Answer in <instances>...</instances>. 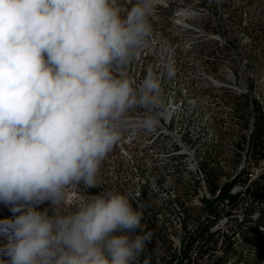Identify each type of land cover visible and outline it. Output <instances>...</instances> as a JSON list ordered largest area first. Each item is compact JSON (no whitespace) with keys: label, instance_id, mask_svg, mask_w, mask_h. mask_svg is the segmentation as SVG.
<instances>
[{"label":"clouds","instance_id":"clouds-1","mask_svg":"<svg viewBox=\"0 0 264 264\" xmlns=\"http://www.w3.org/2000/svg\"><path fill=\"white\" fill-rule=\"evenodd\" d=\"M156 10L157 0H0V204L17 213L0 219V264H138L145 253L150 234L127 194L62 209L70 189L98 186L125 131L151 132L165 115L160 75L128 72Z\"/></svg>","mask_w":264,"mask_h":264},{"label":"bare ground","instance_id":"bare-ground-1","mask_svg":"<svg viewBox=\"0 0 264 264\" xmlns=\"http://www.w3.org/2000/svg\"><path fill=\"white\" fill-rule=\"evenodd\" d=\"M208 1L157 0L152 32L128 72L138 82L149 67L160 75L165 115L151 132L123 133L97 187L71 189L73 207L106 191L129 196L150 234L138 264H171L178 249V264H207L208 234L227 227V241L249 218L253 235L264 234V198L250 209L264 179L246 187L245 209L234 208L252 166L247 147L264 154V40L222 32ZM168 64L176 69L171 79ZM262 239L252 250L235 243L231 252L217 239L209 262L264 264Z\"/></svg>","mask_w":264,"mask_h":264},{"label":"rangeland","instance_id":"rangeland-1","mask_svg":"<svg viewBox=\"0 0 264 264\" xmlns=\"http://www.w3.org/2000/svg\"><path fill=\"white\" fill-rule=\"evenodd\" d=\"M134 2L135 0H116L117 5L123 9L130 8ZM208 3L214 8V15L217 17L212 23L217 25L225 34L230 30L233 34L237 30L239 32L245 31L250 40H264V0H209ZM251 51H254L253 47ZM70 195L71 189L62 209L63 212L75 210L71 204ZM33 207L42 211L48 207V203L33 205ZM16 214L9 207L0 204V219H11ZM8 242L9 234L0 233V248L6 246Z\"/></svg>","mask_w":264,"mask_h":264},{"label":"built area","instance_id":"built-area-1","mask_svg":"<svg viewBox=\"0 0 264 264\" xmlns=\"http://www.w3.org/2000/svg\"><path fill=\"white\" fill-rule=\"evenodd\" d=\"M184 1V0H183ZM152 23H155L151 20ZM251 155L252 157V166L245 174H243V187H244V194L243 200L237 201V206L234 208H244L246 205V187L250 185L254 181H260L264 179V154L258 153V147L248 146L247 147V154ZM229 193V189H228ZM213 199H217V196H213ZM226 231L227 227H217L214 233L208 234V241H207V249L202 252V255H207V264H211L209 262V255H217L216 250V240L217 239H224V243L226 242ZM178 253L179 249L175 253V258L171 264H178Z\"/></svg>","mask_w":264,"mask_h":264},{"label":"trees","instance_id":"trees-1","mask_svg":"<svg viewBox=\"0 0 264 264\" xmlns=\"http://www.w3.org/2000/svg\"><path fill=\"white\" fill-rule=\"evenodd\" d=\"M257 188H258V190H257ZM264 183L262 182V183H260V185L259 186H257L256 187V191H255V193H254V195L257 197H254L255 199H254V201H253V203H251V206H250V209H252V207L254 208V206L256 207V206H259V204H257V203H259V199H260V202H261V199L262 198H264ZM257 193V194H256ZM260 194V195H259ZM255 201H256V203H255ZM255 204V205H254ZM253 205V206H252ZM251 223V221H250V218L249 219H247V223H246V226L244 227L243 226V228H242V230H241V232H240V234L239 235H237V236H232L233 238H229L227 241H226V247L228 248V250H229V252H231L232 251V249H236L237 247H235V243H241V244H246V247L250 250H252V249H254L255 247H258V245H261V243H262V238L264 237V234L261 236V237H259V238H256L254 235H253V225H251L250 224ZM250 224V225H249ZM251 226V227H250ZM250 229V230H249ZM242 232H245V233H242ZM249 235H248V234ZM251 233V234H250ZM246 234V235H245ZM242 235V236H241ZM247 236V237H246ZM236 237H237V240H236ZM239 238V239H238ZM242 240H241V239ZM252 238V239H251ZM231 239H232V241H231ZM244 239V240H243ZM259 239V240H258ZM241 240V241H240ZM246 240V241H245ZM249 240V241H248ZM229 241H231V242H229ZM235 241V242H234ZM233 246V247H232ZM232 248V249H231Z\"/></svg>","mask_w":264,"mask_h":264}]
</instances>
